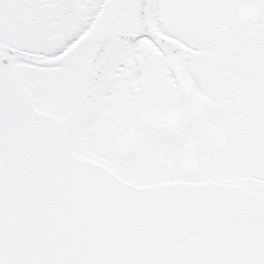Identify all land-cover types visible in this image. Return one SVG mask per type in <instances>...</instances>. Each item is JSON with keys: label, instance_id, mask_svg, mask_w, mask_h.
Returning <instances> with one entry per match:
<instances>
[{"label": "snow or ice", "instance_id": "snow-or-ice-1", "mask_svg": "<svg viewBox=\"0 0 264 264\" xmlns=\"http://www.w3.org/2000/svg\"><path fill=\"white\" fill-rule=\"evenodd\" d=\"M0 264H264V0H0Z\"/></svg>", "mask_w": 264, "mask_h": 264}]
</instances>
